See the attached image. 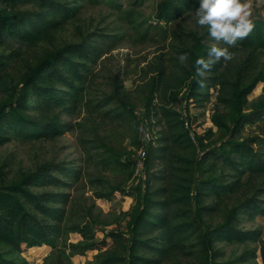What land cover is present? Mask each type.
<instances>
[{
	"label": "rangeland",
	"instance_id": "rangeland-1",
	"mask_svg": "<svg viewBox=\"0 0 264 264\" xmlns=\"http://www.w3.org/2000/svg\"><path fill=\"white\" fill-rule=\"evenodd\" d=\"M64 1L72 3V0ZM159 1L75 0L77 14L49 39L26 44L9 38L7 44L0 46V55L20 54L5 71H0V81L5 82L0 84V113L11 104L16 106L21 81L48 55L83 42L90 46L86 56L79 51L73 54L67 51L66 56L72 57L75 69L65 62L58 65L70 85H64L62 79L50 85L60 91L57 97L65 98V103L53 112L42 114L33 110L34 102L27 101L28 115L34 121L39 125L57 123L63 133L26 138L10 131L5 135L7 141L0 143V189L49 164L77 171L74 179L54 172L52 176L59 180L56 186L29 187L34 194L62 196L59 204L47 203L60 208L63 214L61 235L54 247L46 245L15 255L11 248L0 244V254L7 259L26 260L29 264H98L103 257L116 256L124 260L121 264H131L130 254L144 255L139 248H132L131 210L143 202L147 193L161 201L154 192L163 183L150 181L146 185L143 175L135 176L132 161L145 147L150 151L161 146L166 130L161 111L173 107L171 94L181 91L183 97L193 79L192 59L188 55L182 63L179 57L193 47L192 32L203 35V26L196 23L194 16L172 24L159 22ZM22 9L36 8L24 5ZM7 10L6 3L0 1V12ZM256 16L259 15L251 11L250 19ZM204 43L210 47L223 46L212 37H207ZM230 52L232 59L225 61L220 71L223 85L214 88L211 87L213 81H208L209 89L199 90V96L189 106L186 103L174 106L181 117L187 114L196 136L202 137L212 130L204 144L217 154L199 164L194 185L196 191L206 194L202 195L201 216L210 233L224 226L230 213L247 199L256 198L258 206L264 209V175L251 171L236 175L224 158L231 150L226 143L228 136L211 121L214 111L225 117L230 115L226 100L236 81L249 84L264 74V52L252 58L241 49L230 48ZM204 77L209 78V74L205 73ZM149 98L153 101L148 109ZM262 100L264 82H259L248 97L246 112H252L254 105ZM119 105L125 107L127 116L120 114ZM237 138L246 139L250 145L264 151L260 141L264 138V113L247 122ZM198 149L200 147L196 146L184 151V155L199 161L203 154ZM229 158L239 160L237 155ZM162 168L160 163L157 169ZM235 178L241 180L239 187L230 192L222 191L219 196H213L206 185L214 182L226 186ZM27 207L44 222L55 223L31 206ZM237 217L231 222L233 228L254 232L252 239L225 241L213 233L211 248L207 250L202 245L199 229L193 224L177 246L172 247L174 253L161 264H264V213ZM85 226L91 229L97 248L84 255L75 254L73 245L86 244L80 233Z\"/></svg>",
	"mask_w": 264,
	"mask_h": 264
},
{
	"label": "trees",
	"instance_id": "trees-1",
	"mask_svg": "<svg viewBox=\"0 0 264 264\" xmlns=\"http://www.w3.org/2000/svg\"><path fill=\"white\" fill-rule=\"evenodd\" d=\"M6 3L7 11L0 12V46L7 44L9 38L19 43L37 44L49 39L52 34L60 30L61 26L69 18L75 17L77 9L72 3L64 0H0ZM19 4H21L19 6ZM24 5H33L36 9L24 10ZM199 7V0H160L158 4L157 18L159 22L172 24L178 20L194 16ZM254 24L251 33L239 40L235 46L225 45L222 47L241 49L254 57L264 52V7L262 14L251 19ZM208 35L207 26H203V35L192 32L194 45L187 50V54L193 63V79L186 87V93L180 96L181 91L171 94L170 98L175 105L186 103L190 105L199 96V90H207L208 81H213L211 87L223 85V76L220 74L225 60H216L208 54L210 46L204 41ZM89 43L83 42L79 46L67 47V50H60L55 54L48 55L23 78L18 86L17 104L10 105L8 109H3L0 113V143L7 141L6 133L12 132L18 137L40 138L49 135H59L63 133L61 126L57 123L39 125L34 121L28 112L27 101L34 102L33 110L42 114L53 112L65 103V98L57 97V92L52 82L62 79L64 85H70L65 79L63 72L58 65L61 62L69 63L72 69L76 68L72 57L66 56L67 51L86 56L89 52ZM19 52H12L8 56L0 55V71H5L12 62L20 56ZM203 57L209 63V68L204 70L203 75L198 74L195 64L197 58ZM205 73L209 78H205ZM259 82H264V74L249 84L236 81L226 103L231 111L225 117L214 111L211 121L221 132L226 133L231 146L230 152L224 158L236 175L244 174L248 171L264 175V151L250 145L249 141L238 140L244 125L256 118L260 113H264V100L254 105L252 112H246L248 107V97L254 91ZM4 81H0L4 85ZM65 86V87H66ZM32 98H29V97ZM110 99H112L110 97ZM153 98L148 99V109L152 105ZM118 102V101H117ZM119 103V102H118ZM121 106V107H120ZM163 108L161 116L166 122V130L159 148L145 147V172L144 181H161L163 186L156 190L154 195L160 196L161 201L156 200L151 194H145L143 202L136 204L131 210V220L129 233L133 239L132 248H139L144 251V255L130 254L131 264H161L163 260L169 258L174 252L172 247H176L184 233L189 231L194 224L199 229L202 245L211 248V235L215 233L217 238L225 241H246L252 239L254 232H241L235 230L231 225L232 221L238 219L239 214L264 213V209L258 206L256 198H250L240 203L232 211L224 226H218L212 233L205 227L206 221L201 216L202 195L204 192L194 189L197 167L200 163L217 154L210 146L204 142L212 135V130H208L202 137L197 136L196 143L190 140L189 132L185 129L184 121L180 112L175 108ZM120 114L127 116L123 105H119ZM264 144V138L260 140ZM198 149L203 155L199 161H193L184 155V151L192 148ZM230 155H237L239 160L229 158ZM135 167V162L132 161ZM162 164V170L157 166ZM135 170V169H134ZM54 172H59L70 179L75 178V172L64 168L62 165L49 164L41 167L36 172L26 175L21 181L13 183L11 186L0 189V244H5L11 248L15 255L23 254L28 250H36L44 246L54 247V243L61 235L60 223L63 219L62 210L50 207L47 203L59 204L62 201L60 194H34L29 187H43L48 185L56 186L58 179L53 177ZM237 177V176H236ZM234 178V177H233ZM232 178V179H233ZM62 183V182H60ZM240 178H235L233 182L226 186L217 185L214 182H207L208 189L213 196H219L222 191L230 192L234 187H239ZM64 185V184H62ZM153 197V199H152ZM27 206L41 214L46 219L55 223L48 224L32 213ZM197 209L195 210V207ZM162 210V213L159 212ZM208 211L209 208H206ZM86 244L83 246L73 245L75 254L84 255L88 251L95 250L97 243L91 229L85 226L81 232ZM157 234L154 238H146L148 235ZM115 236V234H113ZM119 235V234H118ZM124 260L116 256L103 257L98 264H121ZM0 264H29L26 260L15 261L7 259L0 254Z\"/></svg>",
	"mask_w": 264,
	"mask_h": 264
},
{
	"label": "clouds",
	"instance_id": "clouds-1",
	"mask_svg": "<svg viewBox=\"0 0 264 264\" xmlns=\"http://www.w3.org/2000/svg\"><path fill=\"white\" fill-rule=\"evenodd\" d=\"M250 16L251 5L248 0H199V7L195 11L196 23L207 26L210 37L228 46H235L251 33L254 24ZM208 54L217 61L221 58L228 61L233 56L228 47L217 46L210 47ZM187 57L188 54L183 53L179 59L183 63ZM195 64L199 66L197 72L200 75L210 66L203 57L197 58Z\"/></svg>",
	"mask_w": 264,
	"mask_h": 264
},
{
	"label": "built area",
	"instance_id": "built-area-1",
	"mask_svg": "<svg viewBox=\"0 0 264 264\" xmlns=\"http://www.w3.org/2000/svg\"><path fill=\"white\" fill-rule=\"evenodd\" d=\"M181 119L184 121V125L185 128L189 130V134H190V138L191 140L196 143V138L197 136L191 131V122L190 120H187V114L181 117ZM145 157H146V150H141L139 152V155L134 158V162H135V176L136 177H142V175L144 176V172H145Z\"/></svg>",
	"mask_w": 264,
	"mask_h": 264
},
{
	"label": "crops",
	"instance_id": "crops-1",
	"mask_svg": "<svg viewBox=\"0 0 264 264\" xmlns=\"http://www.w3.org/2000/svg\"><path fill=\"white\" fill-rule=\"evenodd\" d=\"M252 5L251 11L254 12L255 15H261L262 9L264 7V0H248Z\"/></svg>",
	"mask_w": 264,
	"mask_h": 264
}]
</instances>
